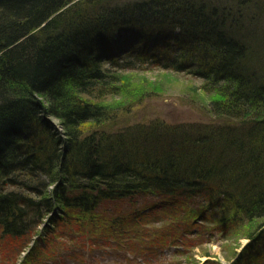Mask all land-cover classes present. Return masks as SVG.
Listing matches in <instances>:
<instances>
[{"label": "trees", "instance_id": "obj_1", "mask_svg": "<svg viewBox=\"0 0 264 264\" xmlns=\"http://www.w3.org/2000/svg\"><path fill=\"white\" fill-rule=\"evenodd\" d=\"M116 1L0 0V235L22 239L24 250L34 237L70 224L72 213L88 216L106 204L172 197L196 202L200 220L218 219L222 231L236 229L238 239L249 240L226 261L236 255L232 264H243L247 255L264 258V61L248 67L252 32L219 0H121L123 11L112 8ZM154 3L163 11L161 20L173 21L166 26L181 25V17L172 15L183 11L186 27L193 28L174 62L157 49L114 56L107 62L111 68L85 63L93 59L89 39L105 37V50L119 42L122 34H110L118 29L111 27L115 22L133 26L138 43L152 35L137 31L149 27L148 16L132 13L142 8L150 14ZM258 3L255 10L264 12V0ZM143 65L203 79L219 95L212 111L237 125L172 139L164 148L140 134L84 136V124L110 118L109 106L84 99V93L117 91L116 67ZM161 207L154 203L147 214L138 210L129 218L152 222ZM126 223L122 218L116 226Z\"/></svg>", "mask_w": 264, "mask_h": 264}, {"label": "rangeland", "instance_id": "obj_2", "mask_svg": "<svg viewBox=\"0 0 264 264\" xmlns=\"http://www.w3.org/2000/svg\"><path fill=\"white\" fill-rule=\"evenodd\" d=\"M219 2L225 3L226 9L231 10L233 17L238 21H242L240 17L243 15V21L249 28L246 31L252 32L250 38H253L251 44L255 51L252 52L254 58L260 52L256 61L254 58L248 61V67L255 69V62L258 64L264 61V17L263 24L252 27L249 21L251 18L249 14L253 11L264 14L255 10L259 4L258 0H246L245 3L241 2V5L233 0ZM111 27L118 28V23L111 24ZM132 29L127 28L126 32L122 33L121 39L117 40L119 42L114 44L110 53L118 58L124 52L135 54V51H142L151 54L162 50L156 30L149 27L138 28V34L142 30L147 31V34L152 33L147 35V39L143 38V42L138 43L137 35L131 33ZM177 42L179 41L171 38L165 44L171 46ZM187 51L190 53L192 50L188 48ZM257 67L261 68L260 65ZM116 76L119 77L115 88L118 89V93L107 89L108 91L94 94L95 97L82 96L88 101L110 107V118L105 123L98 125L90 122L82 126L84 136L94 132L107 136L140 134L157 138L164 148L172 139L181 137L191 139L198 134L225 126H235L238 123L212 111L211 102L219 99V95L206 89L204 80L195 74L143 65L139 69L119 71ZM53 123L61 128L56 121L53 120ZM154 203L162 206L155 215L156 220L144 221L147 224L131 222L129 216L135 211L139 210L142 215L147 214L149 212L147 208ZM172 205L174 207L170 208ZM198 211L199 204L192 200L146 197L136 199L134 202L106 204L88 216L72 213V218H66L70 224H60L58 229L43 238L34 237L35 240L24 252L22 239L0 235V264L235 262L237 255L231 261H226L225 256L234 251L238 253L249 240L238 239L241 232L234 234L236 229L229 231L225 228L222 231L221 224L214 223L219 221L218 219L209 218L210 220H205L207 222L200 220L204 218L197 216ZM79 216L85 219L82 222L74 221ZM122 218L127 220V223L116 226L118 220ZM61 230L66 232L59 235ZM238 243L241 244V248H236ZM205 253H210L211 257L206 258ZM243 264H264V258L247 255L243 258Z\"/></svg>", "mask_w": 264, "mask_h": 264}, {"label": "bare ground", "instance_id": "obj_3", "mask_svg": "<svg viewBox=\"0 0 264 264\" xmlns=\"http://www.w3.org/2000/svg\"><path fill=\"white\" fill-rule=\"evenodd\" d=\"M253 1V0H251ZM120 5H121V0L119 1H116V6L115 7H112V8H115V9H118L120 11H123L121 8H120ZM134 6H132L133 8ZM154 7L155 8H152L150 9V14H147L145 11V9L143 10L142 8H139L138 10H136L134 13H132V15H134L135 13H138L140 15H146L148 16V19L146 21V25L149 26V28L151 29H154L157 31V36H159V40L161 41V45H162V58L167 61L168 63H172L174 62V60L177 59L178 55L182 54V44L181 42L183 43V41H191V37L193 35L192 33V30L193 29L192 27H186L188 25L187 21L183 19V16L184 13L183 11L179 14H174L172 15L173 18H180V24L181 25H175V24H170V26H166L168 24V22H173V21H170V20H165L166 22H164L163 20H161L163 18V11L162 9H160L159 7H157L156 3H154ZM108 8L110 10H112V8L110 6H108ZM250 24L255 26V25H258V24H263V21H262V18L264 17V14L262 13H258V12H251L250 14ZM161 17V18H160ZM129 22H135V20H133L131 17L130 18H127ZM240 19L243 20V15L242 17H240ZM124 20H121L119 21V24H118V29L119 30H123V31H120L118 29H113L110 34H115V35H119L122 34L123 32H126L125 30L127 28H132L133 26H130V25H124ZM196 31V30H195ZM167 32V33H166ZM175 39V41H178L180 40V42H177V43H174L172 44L171 46L170 45H166L165 42L167 40H170V39ZM103 39L106 41V38L103 37ZM103 39H100V38H97L95 39V41L93 42V40H90L89 39V45H92V43L94 44V46H92V49H93V59L90 60H85V63L90 65L91 67H96V65H98V62H99V65H103V67L105 66L106 68H111L113 67L112 64H109L107 63L108 61L110 60H114L116 59L114 57V55L112 53H110L111 51L110 50H105L103 49V46L105 45V41ZM111 40V38H110ZM95 48V49H94ZM208 51L210 52V50L208 49ZM223 59V58H221ZM248 61H250V59L247 58V63ZM118 72L120 71L119 70V67H116ZM71 86H73L74 84H69ZM100 89H97V90H93V91H90L89 93L86 92L84 93V96L85 95H88V96H96L94 94L96 93H99ZM90 123V122H89ZM92 123H95V122H92ZM58 130L61 132V128H58ZM85 135V134H83ZM0 162H4V160H0Z\"/></svg>", "mask_w": 264, "mask_h": 264}]
</instances>
